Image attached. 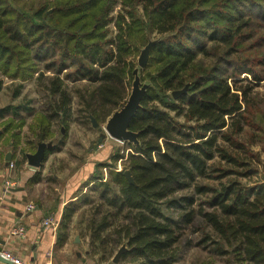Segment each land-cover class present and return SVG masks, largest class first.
Instances as JSON below:
<instances>
[{
	"label": "trees",
	"instance_id": "1",
	"mask_svg": "<svg viewBox=\"0 0 264 264\" xmlns=\"http://www.w3.org/2000/svg\"><path fill=\"white\" fill-rule=\"evenodd\" d=\"M136 70L137 144L120 171L119 153L97 165L62 225L79 213L101 262L124 247L118 264H181L184 245L204 254L190 264H264V0H0V91L5 78H34L39 94L37 110L32 100L0 109L14 149L25 114L36 143L55 125L99 128L124 107ZM190 227L198 238L181 243Z\"/></svg>",
	"mask_w": 264,
	"mask_h": 264
},
{
	"label": "crops",
	"instance_id": "2",
	"mask_svg": "<svg viewBox=\"0 0 264 264\" xmlns=\"http://www.w3.org/2000/svg\"><path fill=\"white\" fill-rule=\"evenodd\" d=\"M11 101H14L12 97ZM5 106L0 103V109ZM6 117L4 114L0 118V252L6 250L27 264H104L97 256H91L88 239L76 223H61L65 208L74 204L93 184L91 179L101 161L97 155L92 156L87 164L83 163L77 169L64 190L48 196L51 189L43 185L47 179L39 169L51 153L46 154L45 148L40 164H30L27 157L43 147V143H39L34 153L26 154L25 161L17 164L21 159L20 149H14L12 141H7L2 131ZM134 140L137 141L136 137ZM36 175L37 180L32 181ZM55 178L53 176L49 181L53 182ZM29 204L34 208L29 209ZM50 216L58 224L43 227V220ZM72 220H75L74 216ZM16 226L24 227L23 236L11 235ZM0 264L11 263L0 258Z\"/></svg>",
	"mask_w": 264,
	"mask_h": 264
},
{
	"label": "rangeland",
	"instance_id": "3",
	"mask_svg": "<svg viewBox=\"0 0 264 264\" xmlns=\"http://www.w3.org/2000/svg\"><path fill=\"white\" fill-rule=\"evenodd\" d=\"M150 43L152 44V42ZM144 48L140 50L139 56ZM139 56L137 57V64ZM17 86L18 93L20 94V96L19 99H13V104H22L25 100H32L30 107L37 110L39 106V94L36 90L34 78L25 81L17 80L12 84H10L9 80L5 78L3 90L0 92V103L2 104V106L12 103L11 93ZM73 86H76V84L72 85L71 83H68V87ZM140 93L141 87L139 85V72L138 70H136L135 80L132 83L127 103H132L133 100L136 99ZM31 116L32 114H25V117L23 116L24 119L22 120L24 121L23 124L21 120L15 123L16 127L14 131H18V133L20 134L17 149L26 151L23 155L26 159V154L34 153L39 143H43V145L45 146L48 143H51L52 146H55V149L57 148L55 151H53V153H51L47 157V160L39 169L44 175V178L47 179L43 182V185H46V188L50 187L49 189H51L50 192L48 191V196H55L57 191L64 190L66 185L70 183V180L75 175L77 169L83 163L87 164L88 160L94 155H97L96 158H98V161H101V163L106 162L109 157L116 153L123 155V158L119 159L116 162L115 167L113 168L116 171H120L122 169L123 161L125 160L128 152L130 151V148H126V145H136V141L132 138L130 140L126 139L119 142L111 138L106 131V126L108 124L109 119L106 121V123L100 125V130L98 129V127L94 128L93 126H91L92 123L90 126L87 125L88 127H82L80 125L81 123L78 121L76 123L72 122L71 124H69V126H67V130H64L62 126L55 125L53 128V137L51 141L36 143L35 135L31 133L32 130L30 129V127L35 124V120ZM64 135L65 137H63ZM28 141L33 144L36 143L35 148L32 151H28L30 150V145L28 144ZM61 142H63V144H61ZM17 157L19 158L18 155ZM107 169L108 168H104L102 170L105 179L107 177ZM53 176H56L54 181H49ZM259 177L264 181V163L262 166L259 167ZM74 217L75 220H72V222L76 224L80 223V214L77 213ZM197 238L198 234L193 233L190 227L188 230L185 231L183 238L181 239V243H184L186 239H191L195 241ZM181 246L182 249H185L183 253V258L180 261L181 264H190L196 262L194 260L195 258H200V260L204 258V254L198 249H193L192 247L185 248L184 245ZM113 258L110 259L111 261L102 262L104 264H115L113 262Z\"/></svg>",
	"mask_w": 264,
	"mask_h": 264
},
{
	"label": "water",
	"instance_id": "4",
	"mask_svg": "<svg viewBox=\"0 0 264 264\" xmlns=\"http://www.w3.org/2000/svg\"><path fill=\"white\" fill-rule=\"evenodd\" d=\"M152 46L151 43H148L147 46L143 49L141 52L139 58H138V65L140 67H144L147 59H148V53L149 49ZM136 73V71H135ZM134 73V74H135ZM135 80V78H134ZM140 85V82H139ZM145 87H141V93L138 95L136 99L133 100L132 103H125L124 107L119 111L114 113L108 120V124L106 126V131L110 135L111 138L117 140V141H123V140H130L131 138L134 139L136 137V134L133 132H130L128 130V124L130 118L133 116L134 112L139 106V101L144 93ZM183 91L174 92L173 96L176 97L180 95ZM91 123L94 128L98 127L97 122L95 119L91 118ZM99 130L101 128H98ZM137 144V141H136ZM51 147V143H48L46 146L43 145V147L38 148L37 151L33 154L27 157L28 161L32 165H39L41 160L44 157L45 148L49 149ZM124 176L129 182H132L131 175L129 171L124 172ZM124 247H121L119 251L116 253V255L113 258V262L115 264H118L120 254L123 252Z\"/></svg>",
	"mask_w": 264,
	"mask_h": 264
},
{
	"label": "built area",
	"instance_id": "5",
	"mask_svg": "<svg viewBox=\"0 0 264 264\" xmlns=\"http://www.w3.org/2000/svg\"><path fill=\"white\" fill-rule=\"evenodd\" d=\"M29 209H33L34 206L29 204ZM58 224V222L55 220L53 216H50L43 220L42 226L46 228L54 227ZM25 233L24 227L22 226H16L12 229L11 235L15 236H23ZM0 258L4 259L5 261L10 262L11 264H27L24 261H22L20 258L14 256L13 254L9 253L8 251L4 250L0 252Z\"/></svg>",
	"mask_w": 264,
	"mask_h": 264
}]
</instances>
